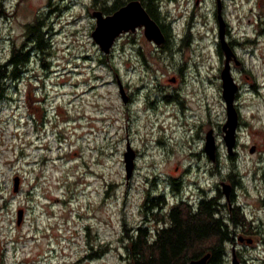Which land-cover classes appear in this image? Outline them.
<instances>
[{
    "label": "rangeland",
    "instance_id": "obj_1",
    "mask_svg": "<svg viewBox=\"0 0 264 264\" xmlns=\"http://www.w3.org/2000/svg\"><path fill=\"white\" fill-rule=\"evenodd\" d=\"M93 2L0 0V64L14 47L31 55L28 69L8 81L0 100V264H128L123 236L138 227H157L143 207L147 198L149 204L163 197V209L157 211L163 214L181 198L195 205L219 194L224 206L221 183L236 184L235 198L246 218L238 235L254 241L239 250L241 257L245 264H261L264 0L224 2L233 40L241 43L236 44L240 64H231L239 88L234 156H228L222 138L223 56L213 1L197 7L189 0L179 13L168 7L178 16L180 36L195 9L192 38L181 53L157 60L165 71L156 74L132 68L135 50L145 45L140 36L133 48L126 36L108 55L100 51L91 38ZM37 19L50 44L46 66L34 49L35 35L28 33ZM172 77L177 85L169 83ZM117 82L132 103H123ZM209 131L216 145L213 162L204 151ZM127 145L135 152L128 180ZM19 210L23 216L17 225ZM223 210L228 216L227 207ZM231 259L227 245L224 264Z\"/></svg>",
    "mask_w": 264,
    "mask_h": 264
},
{
    "label": "trees",
    "instance_id": "obj_2",
    "mask_svg": "<svg viewBox=\"0 0 264 264\" xmlns=\"http://www.w3.org/2000/svg\"><path fill=\"white\" fill-rule=\"evenodd\" d=\"M104 11L110 13L111 9ZM39 26L37 19L28 25V33L35 35L34 49L41 54L42 65L46 66L44 56L50 44L44 39ZM236 44L241 45L239 42ZM30 56L29 51L14 47L9 59L0 64V100L8 81L18 79L21 72L28 69ZM219 197L218 194L217 197L200 198L195 205L179 202L166 214L157 212L163 209V197L153 198L149 204L147 198L143 207L146 212H151V220L157 227L154 230L138 227L132 234L123 236L128 264H188L206 254H210L207 264H224L230 231L228 216L219 204ZM237 217L242 225L246 222L243 215L237 214Z\"/></svg>",
    "mask_w": 264,
    "mask_h": 264
},
{
    "label": "water",
    "instance_id": "obj_3",
    "mask_svg": "<svg viewBox=\"0 0 264 264\" xmlns=\"http://www.w3.org/2000/svg\"><path fill=\"white\" fill-rule=\"evenodd\" d=\"M221 2L217 1V25H218V46L223 56V68L220 72L222 99L224 100L226 109V122L222 126V138L226 147L228 156L234 154V148L236 145V131L239 124L238 112L235 108L234 101L236 94L238 93V86L234 82L231 75V62H234L236 66L240 63L237 61L234 52L229 46L225 35V22L221 15ZM95 18V28L91 34V38L98 45L100 51L105 55H108L112 50L116 39L129 31H133L136 28L144 27V34L149 41L154 42L156 45H161L164 42V37L158 28V26L148 17L144 10L138 3H130L114 14L103 17L102 13L94 12L92 15ZM118 89L121 99L124 104L128 102V97L124 91V88L120 82H118ZM204 151L207 157L213 162L215 160L216 145L212 135V131H209L205 137ZM254 152V148L250 150V153ZM135 152L129 145L126 147L124 153V163L126 171V179H130L134 169ZM222 194L229 198L231 193V187L228 184L221 183L220 185ZM19 188V178L16 177L13 180V192L17 193ZM23 216V211L17 212V225H20ZM241 241V240H240ZM248 244L252 243V240L247 241ZM210 259V254H206L200 259L192 260L188 264H207ZM231 264H240L236 255L235 249H232Z\"/></svg>",
    "mask_w": 264,
    "mask_h": 264
},
{
    "label": "flooded vegetation",
    "instance_id": "obj_4",
    "mask_svg": "<svg viewBox=\"0 0 264 264\" xmlns=\"http://www.w3.org/2000/svg\"><path fill=\"white\" fill-rule=\"evenodd\" d=\"M195 6H200L201 3H204L205 0H193ZM213 4L216 5L217 1L221 2V15L222 18L225 22L226 28H225V35H226V40L228 42V44L230 45L232 51L234 52V55L237 57V48H236V44L235 41L233 40V33H232V28L228 22V20L226 19V15H225V10H224V2L225 0H212ZM95 2V3H94ZM92 7H94L96 5V7H94L96 10H94V12H100L102 13L103 17H107L110 16L112 14H114L115 12H117L118 10H120L122 7L130 4V3H138L140 5V7L144 10V12L148 15V17L158 26V28L160 29L163 37H164V42L161 45H156L154 42L149 41L145 34H144V27H139L136 28L133 31H129L127 33H124L122 35H120L116 41H119L121 37H128L129 39V43L133 48V45L135 44V38L136 36H140L143 40V43L145 45H139L137 47V49L135 50L136 54H137V62L134 65V67H132L136 72V69H139L142 73L143 68H145L146 72L151 71V73L156 74V73H163L165 71V68L161 65V62H158L157 60H161L164 55L169 54L170 56L174 55L175 53H181L184 48V46H188L190 39L192 38V33H191V29H192V23L191 21L194 19L195 15H196V11L195 9H193L190 13V17H189V21L187 22V27H186V31L184 33V36H180L179 33L176 32L175 29V24L176 21L178 20V16L173 17L172 13H170V10H168L169 6H174L175 8H173V11L176 12H180L181 8H183V6L187 7L189 0H94ZM104 9H111L110 13H107L104 11ZM212 16L213 18L216 20L217 23V12H216V7L214 10H212ZM93 12V13H94ZM92 13V15H93ZM181 17V16H180ZM96 22V21H95ZM133 37V39L131 38ZM115 41V43H116ZM114 48V46H113ZM112 48V49H113ZM146 48H148V50L145 52ZM151 60L153 62V64H157V65H153L150 61ZM233 63V62H232ZM240 63V62H239ZM136 65H139L140 67H136ZM183 68L179 67L177 70V74L181 75ZM156 80H160V78L155 77L154 79ZM154 81V82H155ZM169 83H173L174 85H177L178 83V79L175 77H172L171 79L168 80ZM118 83V82H117ZM158 86H160V83L158 84ZM238 94L236 95V97H238ZM127 95V94H126ZM128 97V103H132L133 99L131 95H127ZM170 96H165L164 99L169 98ZM172 98H175L176 96H171ZM235 97V98H236ZM237 109V108H236ZM238 112V116H239V110L237 109ZM235 155V153L233 154V156ZM231 187V193L229 195V198H226L224 195H222L226 202V204L223 206V208L225 209L227 207L228 209V228L230 231V240L227 243V245H229L232 249L236 250V256L238 257L239 263L240 264H245V261L242 259L241 254L239 252V250L242 247L247 246L246 243L248 240H252V239H245L246 237L242 236V235H238L240 232V230L243 228V225L238 222V217L237 214H241L245 217L244 212L242 211V207L240 205L237 204V200L235 198V189L237 188L236 184H228ZM218 192H220V187L218 188ZM183 198H181V200H179L180 202H183L184 200H182ZM190 202V201H189ZM177 203V202H175ZM192 204V202L190 203ZM174 204L171 205V207ZM193 205V204H192ZM253 225V223H251V226ZM241 240V241H240ZM254 244V241L252 240V243H250L249 245ZM238 249V251H237ZM259 262H261V264H264V260H258Z\"/></svg>",
    "mask_w": 264,
    "mask_h": 264
}]
</instances>
